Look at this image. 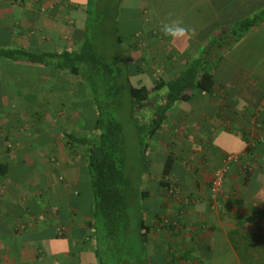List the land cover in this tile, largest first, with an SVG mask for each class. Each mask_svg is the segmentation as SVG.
<instances>
[{"label":"crops","instance_id":"obj_1","mask_svg":"<svg viewBox=\"0 0 264 264\" xmlns=\"http://www.w3.org/2000/svg\"><path fill=\"white\" fill-rule=\"evenodd\" d=\"M86 10L87 0H0V47L77 48ZM260 10L264 0H121L118 24L133 28L122 56L140 67L132 84L150 89L172 78L216 29ZM172 22L191 35L165 37L161 26ZM207 58L212 89L172 104L146 140L141 186L151 191L142 201L150 264H264V150L248 173L232 165L216 209L209 208L213 171L226 153L244 151L249 117L264 100V20ZM91 105L86 86L68 71L0 59V264H98L87 227L85 148L64 136L92 134ZM165 166L174 196L158 187Z\"/></svg>","mask_w":264,"mask_h":264},{"label":"trees","instance_id":"obj_2","mask_svg":"<svg viewBox=\"0 0 264 264\" xmlns=\"http://www.w3.org/2000/svg\"><path fill=\"white\" fill-rule=\"evenodd\" d=\"M112 0H87L86 19L82 28V40L77 48L60 52H42L22 47H0V59L14 62L42 64L66 70L77 76L86 86L94 123L89 126L92 134L76 136L65 133L69 144L78 143L85 148L86 173L89 178L92 208L87 227L95 241L98 264H150L145 244L149 225L144 217L142 201L151 192L142 188L141 175L148 170L146 140L156 135L167 117L172 104L189 99V91L209 92L213 87L207 55L232 47L249 30L264 20V10L243 18L234 25L218 28L210 35L201 55L191 60L177 75L166 81L154 80L150 89L135 86L131 76L140 71L138 63H126L122 56L125 35L118 24L119 3ZM132 36V35H130ZM128 37V39L130 38ZM113 39L120 64L107 62L96 48L97 39ZM164 89L162 93H159ZM158 94L157 101L153 100ZM144 111L137 115V111ZM132 123L137 151L142 167L134 182L125 171L126 127L124 116ZM262 128L264 129V119ZM247 141L246 135H243ZM251 151V147H246ZM264 150V135L257 153ZM248 173V172H247ZM165 166L159 180V189L166 193L169 183L165 180ZM136 217L137 226L131 230Z\"/></svg>","mask_w":264,"mask_h":264},{"label":"built area","instance_id":"obj_3","mask_svg":"<svg viewBox=\"0 0 264 264\" xmlns=\"http://www.w3.org/2000/svg\"><path fill=\"white\" fill-rule=\"evenodd\" d=\"M262 110H264V100L261 108L249 117L250 130L247 136V141L245 142L246 147H251V151H248L245 148L241 153H226L223 157L221 166L213 171V177L209 186L210 210H215L218 205V195L221 191L225 176L230 171L232 165H240L242 169L247 172L253 170V163L257 158L256 151L260 147V142L262 141V135L259 133L262 129V121L260 117ZM165 180L169 183V186L166 187V193L170 196L176 195L178 192L176 185L168 176L165 177ZM164 223H167V220H164Z\"/></svg>","mask_w":264,"mask_h":264},{"label":"rangeland","instance_id":"obj_4","mask_svg":"<svg viewBox=\"0 0 264 264\" xmlns=\"http://www.w3.org/2000/svg\"><path fill=\"white\" fill-rule=\"evenodd\" d=\"M120 1L121 0H112L111 5L113 6V4L115 3L120 4ZM126 24L128 25L129 22L127 21L126 23L122 22V25H126ZM122 29L125 34L126 32H129V30H131L130 27H122ZM95 46L107 62H115L116 64H120L121 58L120 56L117 55V51H116V47H115L113 39H103V38L100 39L99 38L96 40ZM137 115H141V114L137 112ZM123 118H124L123 121L126 127V138H127V148H126L127 158H126L125 171L132 181L137 182L138 172L140 171L143 163H142V160H140L139 154L137 151L136 139L134 137L132 123L130 119H128L127 115H125ZM259 133H261V131ZM262 138H263V135H262ZM136 226H137V220H136V217H134L131 222V230L134 231Z\"/></svg>","mask_w":264,"mask_h":264},{"label":"clouds","instance_id":"obj_5","mask_svg":"<svg viewBox=\"0 0 264 264\" xmlns=\"http://www.w3.org/2000/svg\"><path fill=\"white\" fill-rule=\"evenodd\" d=\"M160 31L165 37H170L173 39H180L185 36H189L192 32V30L182 26L178 22L163 24Z\"/></svg>","mask_w":264,"mask_h":264}]
</instances>
